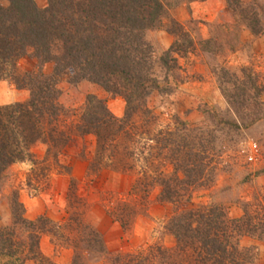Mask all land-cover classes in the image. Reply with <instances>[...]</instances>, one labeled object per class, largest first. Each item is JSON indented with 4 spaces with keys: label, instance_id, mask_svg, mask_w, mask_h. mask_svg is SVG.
I'll return each instance as SVG.
<instances>
[{
    "label": "trees",
    "instance_id": "16d2710c",
    "mask_svg": "<svg viewBox=\"0 0 264 264\" xmlns=\"http://www.w3.org/2000/svg\"><path fill=\"white\" fill-rule=\"evenodd\" d=\"M5 1L7 7L0 5V79L11 78L18 89L29 92V98L0 106V181L11 165L31 157L30 149L37 143L46 146V160L68 171L69 166L60 165L59 159L79 141L91 138L92 155L80 153L87 161L91 184L106 169L133 176L124 193L110 192L105 206L123 233H129L146 212L152 191H157V203L171 209L164 224L174 240L171 247L152 244L132 252L118 251L108 257L110 264H254L255 249L244 246L242 240L264 241V196L243 204L238 218H231L221 204H196L198 194L213 187L218 170L213 129L177 117L161 126L148 106L153 92L166 95L170 89H163L153 75L154 51L146 32L161 26L173 0H46L42 11L34 0ZM225 2L253 31L249 21L256 19L255 14L240 10L238 0ZM165 31L173 42L158 62L165 74L174 76L182 72L179 59L195 48L176 21L171 20ZM260 32V28L253 31ZM27 55L38 61L37 69L18 75L17 62ZM45 63L53 65L50 75L42 72ZM246 71L241 69L239 78L223 67L217 80L235 120L204 111L208 122L215 120L235 136L263 116L246 103L264 106L259 100L264 84ZM65 74L72 84L86 81L121 98L123 115L115 117L94 95L86 96L77 113L63 108L58 83ZM167 81L165 77L163 83ZM228 84L231 91L225 87ZM65 199L66 215L55 223L45 216L27 220L15 198L12 222L0 228V264H52L40 249L43 236L71 249V264L106 256L102 235L84 219L88 203L79 195L74 179L69 181Z\"/></svg>",
    "mask_w": 264,
    "mask_h": 264
},
{
    "label": "rangeland",
    "instance_id": "374dc122",
    "mask_svg": "<svg viewBox=\"0 0 264 264\" xmlns=\"http://www.w3.org/2000/svg\"><path fill=\"white\" fill-rule=\"evenodd\" d=\"M238 1L240 10L247 8L244 11L250 10L247 12L255 14L256 19H251L249 24L253 31L260 28V33L254 34L242 21L238 11L232 13L225 0H173L161 20V26L146 32V39L154 51L153 75L163 89H170L166 95L153 92L148 98V106L158 116L161 126L170 123V118L177 117L192 125L205 123L209 129H213L214 147L220 157L218 170L213 187L209 191L200 192L194 202L221 204L231 218L241 216L243 204L264 196V181H261L264 178V106L255 107L251 101L246 103L251 109H260V115L263 116L238 136L230 134L226 127L216 124L215 120L209 119L208 122L204 114L208 109L214 111L218 118L235 120L218 88L220 68L224 67L239 78L242 75L241 69H246L247 75L253 73L258 77V83L264 84V0ZM34 4L40 11L47 5L46 0H34ZM0 5L7 7L8 4L1 0ZM177 9L183 11L178 13ZM171 20L183 26L186 38L192 40L195 48L192 54L179 59L182 72H176L174 76L171 73L165 74L158 62L161 53L173 42V37L165 31ZM255 20L258 24L253 22ZM205 40L207 42L204 43ZM37 66L38 61L32 55H27L17 62L16 70L18 75H24L36 71ZM52 69L51 63L42 65L45 75H50ZM165 77L167 85L163 83ZM225 87L228 91L233 88L230 84ZM58 89L60 104L72 113L81 109L87 95H94L105 102L115 117L123 115L124 101L110 96L96 85L86 81L72 84L65 74L59 78ZM28 98L29 92L18 89L11 78L0 79V106L22 103ZM259 100L264 101V93L260 94ZM253 142L258 145L261 156L256 162H249L247 150ZM93 144L91 138L79 141L59 159L60 165L69 166L68 171L60 169L52 160H46V146L40 143L30 149V158L11 165L0 181V228L11 224V204L15 198L27 220L33 221L45 216L55 223H61L66 215L68 184L70 179H74L79 195L88 203L84 219L102 235L107 252L104 257L86 258L87 264H110L108 257L118 251L132 252L152 244L171 247L173 237L164 229L171 209L157 203V191L151 192L148 209L135 220L129 233H123L112 222L105 209L110 192L124 193L133 176L106 169L99 172L96 183L91 184L87 176V161L80 158V153L85 152L90 157L94 150ZM242 244L254 247V264H264V241L243 239ZM40 249L52 264L72 262L73 251L58 247L48 236L41 238Z\"/></svg>",
    "mask_w": 264,
    "mask_h": 264
},
{
    "label": "built area",
    "instance_id": "2783aa9c",
    "mask_svg": "<svg viewBox=\"0 0 264 264\" xmlns=\"http://www.w3.org/2000/svg\"><path fill=\"white\" fill-rule=\"evenodd\" d=\"M260 149L256 143H251L247 150V160L249 162H256L260 159Z\"/></svg>",
    "mask_w": 264,
    "mask_h": 264
},
{
    "label": "crops",
    "instance_id": "0c3cea01",
    "mask_svg": "<svg viewBox=\"0 0 264 264\" xmlns=\"http://www.w3.org/2000/svg\"><path fill=\"white\" fill-rule=\"evenodd\" d=\"M181 11H183V9H177V10H176V12H178V13H179V12L181 13ZM262 180L264 181V178H261V181H262Z\"/></svg>",
    "mask_w": 264,
    "mask_h": 264
}]
</instances>
